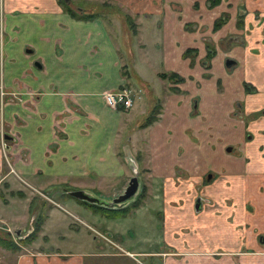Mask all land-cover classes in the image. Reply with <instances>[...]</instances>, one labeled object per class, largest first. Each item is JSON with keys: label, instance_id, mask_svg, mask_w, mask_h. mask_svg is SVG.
Wrapping results in <instances>:
<instances>
[{"label": "crops", "instance_id": "1", "mask_svg": "<svg viewBox=\"0 0 264 264\" xmlns=\"http://www.w3.org/2000/svg\"><path fill=\"white\" fill-rule=\"evenodd\" d=\"M81 1L70 0V7L99 15L74 19L57 0H0L6 38L1 75L7 92L19 96V138L27 148V158L16 165L21 186L53 189L50 181L58 176L84 172L128 175L142 163L156 189L153 201L163 204L162 242L173 249L126 241L129 250L114 241L124 253L106 250L84 219L65 209L67 217L61 215L64 207L56 202L49 216L54 212L55 219L78 226L77 218L84 228H66L59 242L48 235L52 251L26 250L16 264H127L135 254L150 258L149 264H194L191 256L200 255L192 254L207 251L192 240L196 230L195 236L201 229L234 239L225 217L233 209L242 231L264 238V0ZM159 72L175 73L182 81L173 83ZM130 83L145 93L135 95L129 109L104 104L103 92ZM142 98L149 107H142ZM156 101L157 118L142 127L149 102ZM136 142L144 152L138 148L135 164ZM209 172L213 177L203 194L217 204L227 198L234 208L192 211L186 191ZM171 200L179 203L171 206ZM71 205L98 221L72 200ZM146 209H138L139 220L130 222L151 238L154 219ZM261 244L250 239L246 247L262 252Z\"/></svg>", "mask_w": 264, "mask_h": 264}, {"label": "rangeland", "instance_id": "2", "mask_svg": "<svg viewBox=\"0 0 264 264\" xmlns=\"http://www.w3.org/2000/svg\"><path fill=\"white\" fill-rule=\"evenodd\" d=\"M75 2L82 3L81 0H75ZM74 3V2H72ZM100 5H103L100 4ZM83 7V6H81ZM1 48V45H0ZM17 48V46H16ZM161 72H159L160 74ZM158 74V75H159ZM160 77V76H159ZM1 78V75H0ZM23 78V77H22ZM15 80V79H14ZM18 80H15V83H17ZM14 81L11 83V85L15 84ZM164 84V83H163ZM163 92L165 91V88L163 87ZM130 88H133L136 92V94H139V96L142 97V95L145 93L141 89L136 88L132 83L127 84ZM156 88V87H155ZM1 90V88H0ZM138 90V91H137ZM162 92H158V96L162 97ZM17 93H5V91H2V94L0 92V140H1V131L6 132L8 136H11V139H5L2 138L3 143L8 147L9 149L6 151L7 157L3 156L1 153L2 149L0 148V235L1 232H7V236L4 237L5 243L3 244L5 247L0 246V264H16L17 263V257L19 254L25 253L26 250H40V251H46L50 252L52 251V246L48 242V235L52 237V240L54 242L57 240H62L63 237H60L61 231L66 230L68 227L76 226V229H83L84 227L82 224L78 221H75L78 226L75 223H69L64 222V220H58L55 219V216L53 215L54 212H52L51 216L49 214L51 213V208L53 207V203H59L64 208H59V212L61 215L66 214L65 217H67V213L63 211L64 209L70 212H73L74 215H77L78 218L84 219L92 229L97 231L96 233L94 231H90L92 235H94L95 238L99 240L101 237L110 238L113 241H117L121 243V246L125 249H131L129 246V243H126V241H129L130 244L133 243L134 246H145L152 247V249L155 250H162L163 248L166 249V247H163L162 242V231L160 229V224L155 226L153 222V237L149 238L145 236V232L142 231L141 226L136 224V220L134 217L135 222L128 220V219H118L113 218L114 215H112V211L106 210V212L110 213H104L108 219L103 223V221H100L98 218V221L94 220L92 217L89 218L85 217L80 211H77L72 205L71 200L74 202H77L73 198L67 196L64 194L63 191H70V190H82L89 192L92 196L95 197H104V199L109 200L111 197L116 196V194L120 193L122 188L124 187L127 178L130 176V174H99L96 172H91L87 174L88 172H84V176L81 175H74L73 178L65 179L63 176H58L57 179H53L50 181V185L55 184V188L48 189L47 187H43V189H40L38 191L36 190H30L27 187L21 186L22 178L18 174L16 165L18 164V161H24L27 158V155H25V152L27 153V148L20 144V138L19 133L21 132V124L23 125V118L21 117L22 114L19 112V101L17 100ZM143 105L144 108L145 105L148 103L145 101V99L138 100ZM2 103V104H1ZM6 103V104H5ZM151 105V102H149ZM149 107V105H146L145 108ZM144 108V109H145ZM34 105L32 104L31 112H34ZM148 110V109H147ZM143 116H138V119H141ZM59 127V126H58ZM1 144V142H0ZM135 148H139L142 150L143 145L139 142L134 143ZM5 147V146H4ZM6 149V148H5ZM125 149H122L124 151ZM117 150H115V153ZM142 152H144L142 150ZM118 153V152H117ZM116 153V155H117ZM24 154V155H23ZM14 161V163H13ZM129 169V168H128ZM130 173V172H129ZM138 177H140V182H145V173L141 172V174L137 173ZM50 178V177H46ZM45 178V179H46ZM64 188V189H63ZM156 189L152 190L150 192V199H152V195ZM199 190H197V193ZM159 193V192H158ZM178 191L174 193V196H178ZM47 195L50 196V198L47 197ZM149 196L147 193V186L144 184L143 190H142V196ZM159 195V194H158ZM161 195V193H160ZM209 197V196H207ZM147 199V198H146ZM145 201V199H144ZM228 201H230L227 198H222L221 202L218 204H214L213 206H205L206 210H214L216 208H222L220 212L224 213L225 207L232 206L231 204H228ZM141 203V200L139 201ZM210 202V201H209ZM232 202V200H231ZM139 203V204H140ZM143 203V201H142ZM145 206L143 208H147V212L145 215H149L150 213L160 214L161 209L163 208V204L161 199L159 198V207H156V205L153 206V210L148 212L152 209V202L149 200L146 202ZM179 201L171 200L169 204L171 206H177ZM237 203L241 204L240 201L236 200ZM130 204L126 205V209H130ZM209 204V203H207ZM217 205V206H215ZM246 210H248L250 204H245ZM213 207V208H212ZM233 207V206H232ZM92 208H94L92 206ZM234 208V207H233ZM95 212L98 211V208L95 207ZM232 214H224L226 219L229 220V222L232 224L234 236L232 239L227 232H222L221 236L215 237L214 235L210 234L209 232L206 233V230L201 231L199 229L198 235H196V232L194 233V236L191 237L192 240L196 241L197 244L202 247V249L207 250L206 252H196L192 255H200L198 258H194L191 256L192 259H194V264H264V261L262 260V256H264V251L259 252L258 250L252 249L250 246L246 247V244L250 239H252L254 242H256L258 245L261 244L260 241H263L264 238H259L258 235L254 232L253 236L246 231H242L240 228V222H237L236 219L238 215L235 216L234 209L232 210ZM250 211V210H248ZM94 212V213H95ZM132 212H134L132 210ZM216 212V211H215ZM217 214L219 213L216 212ZM99 214V213H98ZM39 216L41 219L43 218V222L41 224L40 231L37 233L36 236V242H32L30 244H22V242H19L21 240V236L25 233L23 229L28 228L29 230L32 228V224ZM104 216V217H105ZM150 216V215H149ZM51 217V219H49ZM103 217H101V220ZM137 220H139L138 216L136 217ZM47 222V223H45ZM138 222V221H137ZM122 231L123 233H119L116 231ZM220 230V229H219ZM18 232V234H16ZM184 232V229L182 230ZM19 238H18V236ZM57 235V236H56ZM59 235V236H58ZM178 237V236H177ZM183 238V236H179ZM66 240V238H64ZM221 239V240H220ZM220 240V241H219ZM70 242L71 239H70ZM106 243L111 247L112 252L119 253L117 248H114L112 244L110 245L107 240L104 238L101 239V243ZM183 242V241H182ZM65 243V241H64ZM185 243V242H184ZM263 243V242H262ZM19 246L18 250L12 249V245ZM72 245H76L72 243ZM132 245V244H131ZM10 246V247H9ZM261 246H264L261 244ZM119 256H124L122 254H118ZM110 257H106L107 260H109ZM139 260V263L135 261L132 258H129L131 262L127 264H149L148 258H143V256H137L136 257ZM188 260V258H186ZM126 261H122L124 264ZM116 264L117 260H116Z\"/></svg>", "mask_w": 264, "mask_h": 264}, {"label": "flooded vegetation", "instance_id": "3", "mask_svg": "<svg viewBox=\"0 0 264 264\" xmlns=\"http://www.w3.org/2000/svg\"><path fill=\"white\" fill-rule=\"evenodd\" d=\"M64 1V0H63ZM65 2V1H64ZM66 4H70V0H68L67 2H65ZM6 40V38L5 37H3V33H2V28H1V9H0V45H1V48H0V53H1V49H2V47H3V42ZM211 49L212 48H207V52H210L211 51ZM188 50H190V49H188ZM187 50V51H188ZM228 62V61H227ZM36 64H38L37 62H36ZM38 66H39V64H38ZM0 75H1V56H0ZM5 84H4V82H3V78H2V75H1V78H0V88H1V90H0V92H1V94H2V91L4 90L5 91V93L7 94L8 92H7V89H6V87L4 86ZM123 87V86H122ZM129 87V86H128ZM121 88V87H120ZM133 89V88H132ZM169 89H171L170 87H169ZM104 93V92H103ZM9 94V93H8ZM102 95V94H101ZM18 96V95H17ZM101 98H102V96H101ZM17 100H18V97H17ZM2 104V103H1ZM6 104V103H5ZM157 104H158V112H157V114L159 113V111H160V107H159V102L158 101H156V102H152L151 103V105H152V108L150 109V110H148V112H147V114L148 113H150V111L155 107V106H157ZM112 109V108H111ZM118 110V109H122L120 106L119 107H117V108H115V109H113V110ZM124 110V109H123ZM157 114H156V118H157ZM146 117V116H145ZM153 121H151L150 123H152ZM2 138H5V139H11V136H8L7 134H6V132H2L1 131V140H0V142H1V144H0V148L2 149V151H1V153L3 154V156H5V157H7V155H6V151L9 149L8 147H6V145L3 143V140H2ZM5 146V147H4ZM6 148V149H5ZM228 149V148H227ZM133 156H134V162H135V164H136V159L137 160H139L140 158V152H139V150L137 149V150H134V154H133ZM139 162V161H138ZM129 163H131V162H129ZM131 165H133V164H131ZM130 173V176L127 178V180H126V183H125V185H124V187L122 188V190H121V192L120 193H118V194H116V196H114V197H111L109 200H107V199H104V197H96V198H98L100 201H103V202H105V203H110L111 201H112V199L113 198H115V197H117L119 194H122L123 193V191H124V189H125V187L127 186V184H128V181H129V179L131 178V177H136V180H137V186H136V189H135V192H134V194L133 195H131L130 197H127L126 199H124L123 201H120V202H117V203H115V204H107V205H101V204H94V203H89V202H86V201H83V200H79V199H76V198H74V197H72V196H70L69 194H68V192L69 191H63L64 192V194H66L67 196H69V197H71V198H73L74 200H76L77 202H75L76 204H78V205H80L83 209H85L86 211H89V213H90V215H92V216H97L98 218H99V220L100 221H103V223H105V221L108 219V217H106L105 216V214L104 213H110V212H106V210H113L115 213H116V216H113V218H118L119 220L120 219H128V220H130L131 218H132V220H133V218L135 217H137V215H139L138 214V212H137V210L139 209H141V208H143L144 206H145V204H147L146 202H148L149 200H151V202H152V209L151 210H149L148 212L150 213V211H152L153 210V206L154 205H156V207H159L160 205H157L156 204V201H153V199H150V197H151V195H150V192L152 191V188H150V185H149V179H148V172H147V170L145 169V167H144V164H142V163H138L137 165H135V167L134 166H132L131 167V169L130 170H128ZM141 172H143V173H145V178H146V181L145 182H140V177H138V175H137V173H139V174H141ZM212 174L209 172V173H207L206 175H204L203 177H201V178H199V179H197L196 181H194V182H191V187H190V189H188L187 191H186V197H187V201L189 202V204H190V206H191V209H192V211L194 212V213H199L201 210H203V209H205V206H213L214 204H217L215 201H213V200H211V199H209L208 197H207V195L205 196L204 194H203V186L206 184V183H208L211 179H212ZM144 184H146V186H147V193H148V195L149 196H145V198H144V195L142 196V190H143V187H144ZM176 180H175V183L173 184L175 187H177L178 186V184H176ZM64 189V188H63ZM197 190H199V192L197 193ZM86 192V191H85ZM86 193H88L89 195H91L89 192H86ZM159 193H161V190H159ZM92 196V195H91ZM95 197V196H94ZM147 198V199H146ZM144 199H145V201H144ZM141 200V203L139 202ZM142 201H143V203H142ZM210 201V202H209ZM129 203H131L130 204V209L129 210H127L125 207H126V205H128ZM140 203V204H139ZM207 203H209V204H207ZM219 203V202H218ZM92 206L94 207V208H92ZM215 206H217V205H215ZM95 207H97L98 208V211H97V213L95 212L94 213V209H95ZM214 207V206H213ZM212 207V208H213ZM132 210L134 211V212H132ZM147 210V209H146ZM146 210H143V212L144 213H146L147 211ZM67 213H69V212H67ZM99 213V214H98ZM162 211L160 212V214H155V213H150L149 215L151 216V218H153L152 220L154 221V225L155 226H157V225H159L160 224V229L162 228V223H163V221H162ZM71 216H73L72 214H70ZM105 216V217H104ZM74 217V216H73ZM101 217H103L102 219L103 220H101ZM76 220H78L80 223H82L81 222V220H79V219H77V218H75ZM31 231V229L29 230V232ZM91 231H94L95 233L97 232V231H95L94 229H92L91 228ZM161 231H162V229H161ZM28 232V233H29ZM27 233V234H28ZM91 233V232H90ZM26 234V235H27ZM26 235H24L23 234V236H21L20 238L22 239L23 237H25ZM18 236V235H17ZM18 238H19V236H18ZM105 239V240H107L108 242H109V244L111 245L112 244V246L114 247V248H117L118 249V251H119V253H124L122 250H121V248L119 247V246H117V245H115V244H113V240L111 239V236H110V238H105V237H101V238H99V240H100V243H101V239ZM179 238V236L177 237H175V239L177 240ZM36 240V238L33 240V241H35ZM33 241H31L30 243H32ZM20 242V241H19ZM116 242V241H115ZM29 243V244H30ZM101 244H103V245H105V247H106V250H110L111 252H112V249H111V247H109V245L108 244H106V243H101ZM166 247V249L167 250H171L172 251V247H169V246H167V245H165L164 243H163V247ZM171 246H172V244H171ZM122 247V246H121ZM164 250H165V248H163ZM162 249V250H163ZM39 252H41L40 250H39ZM46 252V251H45ZM114 253H116V252H114ZM172 257H174V258H177V257H179V254L178 253H176V252H171V254H170ZM137 256H142V255H140V254H135V255H133V256H129L130 258H132V259H134L135 261H137L138 263H139V260L136 258ZM143 258H147V257H145V256H143ZM149 260H150V258H149ZM149 262V261H148Z\"/></svg>", "mask_w": 264, "mask_h": 264}, {"label": "trees", "instance_id": "4", "mask_svg": "<svg viewBox=\"0 0 264 264\" xmlns=\"http://www.w3.org/2000/svg\"><path fill=\"white\" fill-rule=\"evenodd\" d=\"M57 1H58L59 5H61L62 9L69 16H71L74 19L91 20L93 18H96L99 15L97 12H94V13L80 12L79 10H75L72 7H70V4H66L63 0H57ZM125 19L129 20V18L127 16ZM159 76L164 78V79H168L173 83H177V82L182 81V77L178 76L175 73H160ZM171 90H177V88H171ZM157 112H158V104H157V106H155L150 111V113H148L146 115L141 126L144 127V126L150 124L151 121H154L156 119ZM111 211H112V215L116 216V213L113 210H111ZM43 218L41 219L39 216H37V218H35V220L32 224L31 231L25 237H23L21 240H19L20 242H22V244H29L31 241H33L36 238L37 233L40 231L41 224L43 222ZM1 233L2 234L0 235V246L5 247L3 244L5 243L4 237L7 236V232H1ZM18 247L19 246H16V244L12 245V249H14V250H18Z\"/></svg>", "mask_w": 264, "mask_h": 264}, {"label": "built area", "instance_id": "5", "mask_svg": "<svg viewBox=\"0 0 264 264\" xmlns=\"http://www.w3.org/2000/svg\"><path fill=\"white\" fill-rule=\"evenodd\" d=\"M135 95L139 94H136L134 89L123 86L115 90H108L102 93L101 96L107 107L115 109L120 106L122 109L127 110L132 106Z\"/></svg>", "mask_w": 264, "mask_h": 264}, {"label": "water", "instance_id": "6", "mask_svg": "<svg viewBox=\"0 0 264 264\" xmlns=\"http://www.w3.org/2000/svg\"><path fill=\"white\" fill-rule=\"evenodd\" d=\"M67 2L68 0H64ZM229 62H226V64ZM137 186V180L136 177H131L128 181L127 186L125 187L124 191L122 194H119L117 197L113 198L110 203H105L103 201H100L98 198L89 195L85 191L82 190H70L68 194L76 199L83 200L89 203H94V204H101V205H107V204H115L117 202L123 201L127 197H130L131 195L134 194L135 189ZM18 234V232H16Z\"/></svg>", "mask_w": 264, "mask_h": 264}]
</instances>
